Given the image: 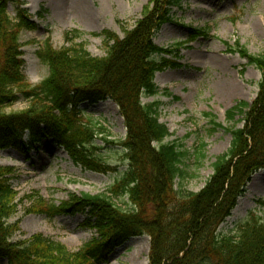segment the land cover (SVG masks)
Returning a JSON list of instances; mask_svg holds the SVG:
<instances>
[{"label":"trees","instance_id":"trees-1","mask_svg":"<svg viewBox=\"0 0 264 264\" xmlns=\"http://www.w3.org/2000/svg\"><path fill=\"white\" fill-rule=\"evenodd\" d=\"M12 3L18 5L15 21L8 15ZM181 3L150 0L133 29L124 31V38L104 33V58L93 57L82 44L56 50L46 41L38 57L49 66L50 75L39 86H32L22 71L20 33L35 31L38 24L21 0H0V151L13 149L28 155L43 142L52 141L77 166L106 173L110 167L94 153L97 131L83 122L81 105L112 100L128 131L123 147L130 169L118 189L133 205L128 212L106 194H82L71 196L60 206H44L41 212L51 219L86 215L84 227L98 233L94 244L75 254L40 235L15 242L20 222L10 220L18 208L11 184L16 173L12 167L0 166V261L99 264L130 239L149 235L150 264H264V219L250 217L234 236L218 233L246 193L252 176L264 171V55L250 54L240 42L229 50L260 71L259 92L252 103L238 101L227 110L228 122H236L232 128H224L214 115L206 114L214 129H224L232 142L228 152L216 158L213 176L198 193L184 187L193 178L187 172L189 152L175 142H165L172 134L160 123V104L142 101L159 94L155 84L158 73L181 67L175 52L179 48L166 49L154 43L156 32L172 22L171 11ZM74 33L75 39L82 35ZM208 36V29L190 28L191 39ZM20 97L31 106L6 113ZM238 116L240 120H236ZM239 122L244 123L242 128L237 127ZM205 148V144L200 146L199 164L206 158Z\"/></svg>","mask_w":264,"mask_h":264},{"label":"rangeland","instance_id":"rangeland-1","mask_svg":"<svg viewBox=\"0 0 264 264\" xmlns=\"http://www.w3.org/2000/svg\"><path fill=\"white\" fill-rule=\"evenodd\" d=\"M38 24L35 31L23 30V73L32 86H39L50 75V68L38 57L46 41L56 50L82 44L93 57L107 56L104 33L121 38L125 30L133 29L141 19L150 0H21ZM17 4H10L8 15L15 21ZM43 16H39V14ZM172 22L154 35V43L175 51L180 56V68L158 73L155 84L159 94L144 98L143 104H160V123L171 137L166 143H177L189 152L187 172L193 176L184 183L188 192L198 193L214 174L216 158L228 152L232 137L224 129H214L206 114L216 117V123L232 128L226 112L238 101L252 103L259 92L260 71L250 66L238 54L229 50L240 42L250 54L264 55V0H182L181 7L171 11ZM208 29L209 36L190 38V28ZM75 31L81 37L75 39ZM187 44L178 47L177 44ZM229 43V46L225 44ZM175 57V56H174ZM173 57V58H174ZM244 70V76L241 71ZM31 102L20 97L8 114L25 111ZM83 122L94 127L97 138L94 153L110 170L106 173L77 166L63 149L52 141L43 142L28 155L9 149L0 151V166L12 167L16 176L11 181L17 193L18 213L10 223L20 222V232L14 241L30 240L40 235L78 253L99 239L95 230L85 228L87 216L61 215L49 218L44 206L56 205L82 194L110 197L124 211L133 205L118 186L130 169L123 144L127 128L119 107L112 100L96 105H81ZM241 117H236L240 120ZM244 123H238L242 128ZM206 145V158L199 164V150ZM264 171L257 172L238 200L237 207L218 230L219 235L239 233L248 219H264ZM152 239L149 235L130 239L99 264H150ZM6 264V261H0Z\"/></svg>","mask_w":264,"mask_h":264}]
</instances>
